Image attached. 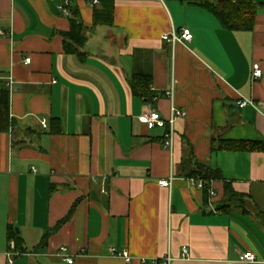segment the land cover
Wrapping results in <instances>:
<instances>
[{
    "label": "crops",
    "instance_id": "0c3cea01",
    "mask_svg": "<svg viewBox=\"0 0 264 264\" xmlns=\"http://www.w3.org/2000/svg\"><path fill=\"white\" fill-rule=\"evenodd\" d=\"M60 1L0 0V88L13 122L0 132V264L12 237L13 264H67L62 246L72 264H264V150L219 148L264 143V0L249 32L187 0H74L85 37L75 53L64 50ZM182 28L191 42L162 40ZM135 75L150 76L156 102L133 94ZM244 99L252 104L238 107ZM172 104L186 115L170 151L167 127L138 118L166 120ZM184 162L221 172L213 197L190 184ZM170 176V188L158 185Z\"/></svg>",
    "mask_w": 264,
    "mask_h": 264
},
{
    "label": "trees",
    "instance_id": "16d2710c",
    "mask_svg": "<svg viewBox=\"0 0 264 264\" xmlns=\"http://www.w3.org/2000/svg\"><path fill=\"white\" fill-rule=\"evenodd\" d=\"M70 6L69 11L70 16V31L64 36V50L66 53H75L76 46H81L85 37L83 35L84 28L81 23L77 22V12L73 10L72 2L74 0H69ZM189 5H195L202 7L213 14V16L218 20L222 28L228 31H252L255 25L257 16V7L263 4H257L254 0H187ZM100 18L95 17L94 22H100ZM150 76L135 75L131 79V89L135 96L146 99L147 101H152L153 97L151 91L149 90ZM13 122L9 117V92L5 89L0 88V132H12ZM215 149L214 146L212 147ZM219 148H223L229 151H252V150H264V143H247V142H228L220 145ZM189 162H184L182 164V171H187V178H196L203 180L206 183V188L203 192L207 194V188L213 181L223 180L222 174L218 170H212L207 166L202 164H196L195 169L190 170ZM189 168V169H188ZM224 197L227 201L233 203L237 201L240 197L235 193L230 184L224 182ZM69 215L61 220L55 228L50 232L55 231L61 226L67 219ZM49 233L46 234L42 241L47 240ZM13 237L10 241L14 243L17 247V243L13 241Z\"/></svg>",
    "mask_w": 264,
    "mask_h": 264
},
{
    "label": "built area",
    "instance_id": "2783aa9c",
    "mask_svg": "<svg viewBox=\"0 0 264 264\" xmlns=\"http://www.w3.org/2000/svg\"><path fill=\"white\" fill-rule=\"evenodd\" d=\"M98 4V0H91L88 2L89 6H94ZM69 6H70V1L69 0H61L57 9L58 11L66 16V17H70L71 13L69 11ZM192 33L189 29L187 28H182L179 34H176L175 32H172L171 34H165L162 36V40L171 43V44H175V43H189L192 41ZM26 63L29 62V59L25 60ZM262 77V70L260 68V65L258 63H255L252 65V74H251V79L253 81L258 80ZM163 96L166 97L167 99H169L172 102L173 96H174V88L172 86V88H170L168 91L163 93ZM160 96L158 95H154L152 101L156 102L159 99ZM251 101L250 100H241L237 103L238 107L242 108L245 107L247 105H251ZM185 112L182 110L177 109L173 104L170 107V116L168 119H163L160 114L157 111H150L147 113H143L139 118L138 121L145 125V127L148 130H152L156 127H160V128H164L167 127L166 130V134L164 136V139L162 141V147L166 150H172L173 147V137H174V131H173V123L176 119L178 118H184L185 117ZM46 122L43 120L42 121V127L46 128ZM32 172H34V169H32ZM188 181L190 182V184L196 186L198 189L203 190L204 188H206V183L203 180L200 179H196V178H187ZM174 178L173 176H170L167 179H162L158 182V185L160 187L163 188H170L172 182H173ZM207 192L209 193V195L211 197L214 196V192L212 189L207 188ZM112 253H116L114 249H111ZM187 248H183L182 249V254L184 256H188L187 254ZM20 253L16 252L15 250V246L13 242L9 243V253L7 254L8 256V264H13V257L15 256H19ZM58 255L61 256L67 264H72L73 263V259L70 258V256H68V248L62 246L59 248L58 250ZM242 261L246 262V263H254L255 262V256L250 253L247 252L245 254L242 255ZM130 259L126 258V262H129ZM170 259L169 258H165L162 260H151L150 264H169ZM143 262V261H142Z\"/></svg>",
    "mask_w": 264,
    "mask_h": 264
}]
</instances>
